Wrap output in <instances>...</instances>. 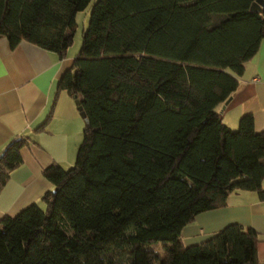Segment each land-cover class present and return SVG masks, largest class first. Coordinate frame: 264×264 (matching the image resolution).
I'll use <instances>...</instances> for the list:
<instances>
[{
	"label": "trees",
	"instance_id": "1",
	"mask_svg": "<svg viewBox=\"0 0 264 264\" xmlns=\"http://www.w3.org/2000/svg\"><path fill=\"white\" fill-rule=\"evenodd\" d=\"M254 0H96L57 81L88 120L75 161L42 171L40 198L0 219V264H258L233 223L189 246L182 229L230 193L263 197L264 131L219 106L264 39ZM90 0H0V37L64 57ZM264 6V5H263ZM24 138L0 154V188Z\"/></svg>",
	"mask_w": 264,
	"mask_h": 264
},
{
	"label": "crops",
	"instance_id": "2",
	"mask_svg": "<svg viewBox=\"0 0 264 264\" xmlns=\"http://www.w3.org/2000/svg\"><path fill=\"white\" fill-rule=\"evenodd\" d=\"M74 56L67 49L60 57L24 40L11 47L5 36L0 37V154L14 138L28 142L20 149V163L0 188V219L40 203L53 187L42 173L45 167L57 163L67 169L75 161L83 119L74 98L57 90L59 76ZM218 110L232 129L242 115L251 114L255 129L264 131V39L245 63L238 88ZM261 181L263 197L255 191L233 192L224 206L197 214L182 229L183 244H198L236 223L257 232L256 257L264 264V177Z\"/></svg>",
	"mask_w": 264,
	"mask_h": 264
},
{
	"label": "rangeland",
	"instance_id": "3",
	"mask_svg": "<svg viewBox=\"0 0 264 264\" xmlns=\"http://www.w3.org/2000/svg\"><path fill=\"white\" fill-rule=\"evenodd\" d=\"M95 1L96 0H90L89 4L87 5V7L85 9L76 13V16H75L76 28H75V33H74V37H73V42L68 48L69 52L74 51V53L76 54L78 52V50L80 49L81 41H82V33L87 28L90 13H91L92 4ZM71 166H69V167H71Z\"/></svg>",
	"mask_w": 264,
	"mask_h": 264
},
{
	"label": "water",
	"instance_id": "4",
	"mask_svg": "<svg viewBox=\"0 0 264 264\" xmlns=\"http://www.w3.org/2000/svg\"><path fill=\"white\" fill-rule=\"evenodd\" d=\"M264 5V0H254L252 3H251V6H250V10L253 11V12H260L262 11L263 9V6ZM75 100V103L78 104L79 103V100L77 98L74 99ZM225 104L227 103V100L224 102ZM80 116L82 117L83 119V123L84 125H87L88 124V120L85 116V113L84 111H80Z\"/></svg>",
	"mask_w": 264,
	"mask_h": 264
}]
</instances>
